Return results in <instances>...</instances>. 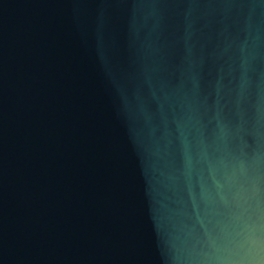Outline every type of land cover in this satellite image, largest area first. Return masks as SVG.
Segmentation results:
<instances>
[{
    "label": "water",
    "instance_id": "1",
    "mask_svg": "<svg viewBox=\"0 0 264 264\" xmlns=\"http://www.w3.org/2000/svg\"><path fill=\"white\" fill-rule=\"evenodd\" d=\"M0 264H264V0H0Z\"/></svg>",
    "mask_w": 264,
    "mask_h": 264
}]
</instances>
